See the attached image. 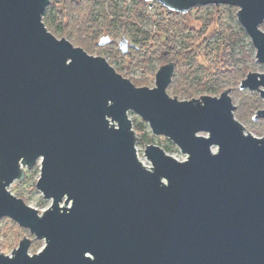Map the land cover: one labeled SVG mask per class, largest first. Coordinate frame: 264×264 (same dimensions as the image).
<instances>
[{
  "label": "water",
  "instance_id": "95a60500",
  "mask_svg": "<svg viewBox=\"0 0 264 264\" xmlns=\"http://www.w3.org/2000/svg\"><path fill=\"white\" fill-rule=\"evenodd\" d=\"M157 1L178 12L237 6L264 65V0ZM48 3L0 0V219L44 240L29 253L21 237L0 264H264V134L235 118L231 88L170 96L173 61L137 86L50 32ZM238 87L259 93L252 116L264 118V71L248 70ZM129 110L185 157L144 142L145 165ZM38 160L35 187L51 200L41 212L7 188Z\"/></svg>",
  "mask_w": 264,
  "mask_h": 264
},
{
  "label": "rangeland",
  "instance_id": "374dc122",
  "mask_svg": "<svg viewBox=\"0 0 264 264\" xmlns=\"http://www.w3.org/2000/svg\"><path fill=\"white\" fill-rule=\"evenodd\" d=\"M49 2L52 3L51 12L47 18L48 21L44 22L45 26L56 37L63 36L76 46L78 45L75 37L78 35V31L68 27L72 25L68 14L62 15V13H71L69 7L75 5L78 9L85 8L87 10L88 6L92 5L96 8L94 17L97 20L101 21L104 16L107 19L114 18L113 34L109 35L112 41L98 44L97 40L100 37L98 35L89 48L85 47L86 45L81 47L90 54L103 56L117 72L129 78L137 86H153L155 71L160 64L166 62L161 59L157 60L155 57L152 61L148 60V52L154 51L158 46L161 49L166 45L176 48L185 46L184 38H188L189 45L186 48L188 51L193 50L195 73L201 76L206 75L203 79L208 80V86L213 81L218 82L216 86H219V92L198 88L193 97H198L200 94L218 95L224 88L230 87L234 88L231 89L230 96L235 108L244 100L255 101L259 104L258 109L263 107V100L257 91L246 88L241 90L237 87L238 82L248 70L264 71V65L255 60V48L249 37L238 34L237 6L232 5L227 10L222 6L199 7L196 5L186 12H178L166 10L157 0H144V3L140 0H49ZM138 12L141 15L136 17L135 13ZM59 25L64 26L62 27L64 29L62 30ZM220 31H224V34L215 35ZM62 32L64 34H61ZM104 34L101 33V36ZM231 34L235 35L228 37ZM122 39L132 44V47L125 53H121L119 49L118 42ZM205 39L208 44L207 48L203 43ZM188 65L189 61L183 59V62H180L177 67V72L181 73L183 70L187 72V68L190 67ZM242 67H245L247 71L244 73L239 71ZM189 73L191 75V71ZM216 74L219 80H215L216 77L209 79L210 75L216 76ZM166 91L170 96H173L168 88ZM256 110L253 113H247L241 105L239 108L240 118H237L235 114L234 116L242 123L246 131L260 136L264 134V118L253 119L252 115ZM128 116L131 119L135 135L138 136L135 144L137 156L145 165L148 166L150 162L143 154L144 142L157 144L178 159L185 157V154L169 138L153 134L147 122L142 120L138 114L129 110ZM139 121H143L145 125L142 131H138L134 126ZM38 176L39 160L30 169L25 170L22 179H14L7 188L41 212L50 204L51 200L45 198L35 187ZM23 236L31 239L29 253L36 252L44 244L43 239L36 238L27 228L18 225L14 220L8 217L0 219V250L3 253L10 254L12 248L18 245L19 239Z\"/></svg>",
  "mask_w": 264,
  "mask_h": 264
},
{
  "label": "trees",
  "instance_id": "16d2710c",
  "mask_svg": "<svg viewBox=\"0 0 264 264\" xmlns=\"http://www.w3.org/2000/svg\"><path fill=\"white\" fill-rule=\"evenodd\" d=\"M100 1V0H97ZM141 2L144 3V0H140ZM96 3V2H95ZM51 5L52 3L49 2L43 12L42 18H43V22L48 21V16L49 13L51 12ZM199 7H206V6H211V7H217V6H222L225 9H230L232 7V5H228V4H206V5H198ZM82 7V6H81ZM162 7H165L164 5H162ZM84 9V10H83ZM80 8L78 9L77 6L72 5L71 7H69V13H62V15H67L69 16V20L70 23L72 25L68 26L71 27L73 29H76L78 31V35L75 37L77 38L76 43L78 46H85V47H90L89 45H91V43L95 42V39L98 37V35H100L101 37V33H105L106 35H108V37L111 39L112 38L109 36L111 34H113V22H114V18L113 19H107L106 16H104L101 21L97 20L94 17V14L96 13V8H94L92 5L88 6V9L86 10L85 8ZM166 10H168V8L165 7ZM169 11V10H168ZM136 12V11H135ZM75 13V14H74ZM136 17L140 16L141 14L135 13ZM239 31L238 34L240 36H247L246 32L244 31V29L241 27V25L239 24ZM60 26V25H59ZM261 26L264 28V19L261 23ZM61 29L63 30L64 26H60ZM61 34H64V32H62ZM104 34V35H105ZM220 34H224V31H220L218 33H216L215 35H220ZM235 34H231L228 35V37H233ZM99 37V38H100ZM225 37V36H224ZM99 40V39H98ZM97 40V42H98ZM184 42H185V46H180L179 48H176L174 46L170 47L168 45L162 47V49L158 46L154 51L148 52V56L147 59L152 61V59L155 57L157 58V60L161 59L162 61H173L174 62V71H173V75L171 78L170 83L167 85V88L170 90V92L174 95L177 96L178 98H183V99H189L192 98L193 95L196 93L198 88H203V89H210V90H214L215 92H219V86H216V84L218 82L213 81V83H211L210 86L207 85V81L203 79V77L206 75H197L194 69V55H193V50H187L186 46L189 45L188 42V38H184ZM207 40H204V47H208L206 44ZM201 43V44H203ZM199 44V45H201ZM200 47V46H199ZM120 49V48H119ZM121 52V49H120ZM158 52V53H157ZM156 53V54H155ZM153 57H152V56ZM183 59L188 60L189 61V65L190 67L187 68V72L185 70H183V72L180 73L177 72L178 70V65L180 64V62H183ZM189 71H191V75L189 73ZM239 71H242V73H244L245 71H247V69H245V67L240 68ZM189 73V75H188ZM218 73V72H216ZM241 73V72H240ZM239 73V75H241ZM218 75L216 74V76H211L209 77V79H212L214 77L215 80H219V78L217 77ZM235 83V82H234ZM138 84V83H136ZM239 84V82H238ZM237 84V87H238ZM239 88V87H238ZM237 88V89H238ZM234 89V88H231ZM241 90H244V88H239ZM248 90V89H247ZM244 92V91H243ZM242 105V109L244 110V108L246 109L247 113H253V111L255 109H257L259 107V104L255 103V101H248V100H244L240 103L239 106H237L234 110V114L235 116L238 118H240L239 115V108ZM135 129H137L138 131H142L144 128V122L143 121H139L136 122L134 124ZM6 218V217H3Z\"/></svg>",
  "mask_w": 264,
  "mask_h": 264
},
{
  "label": "flooded vegetation",
  "instance_id": "af4514ba",
  "mask_svg": "<svg viewBox=\"0 0 264 264\" xmlns=\"http://www.w3.org/2000/svg\"><path fill=\"white\" fill-rule=\"evenodd\" d=\"M110 41H111V39H110ZM125 43H126L127 50H128L130 47H132V44H131L130 42H127V40H125ZM118 44H119V48L121 49V48H122L121 42L119 41Z\"/></svg>",
  "mask_w": 264,
  "mask_h": 264
}]
</instances>
